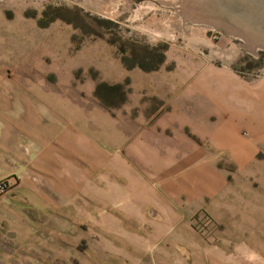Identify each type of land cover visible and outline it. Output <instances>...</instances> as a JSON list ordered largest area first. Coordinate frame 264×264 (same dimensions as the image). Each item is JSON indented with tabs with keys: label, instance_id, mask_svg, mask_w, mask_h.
Returning <instances> with one entry per match:
<instances>
[{
	"label": "rangeland",
	"instance_id": "1",
	"mask_svg": "<svg viewBox=\"0 0 264 264\" xmlns=\"http://www.w3.org/2000/svg\"><path fill=\"white\" fill-rule=\"evenodd\" d=\"M194 4L0 0V181L10 185L0 194V213L9 210L6 199L18 195L2 168L6 146L32 147L17 119L46 110L86 122L96 137L105 131L112 138L125 136L126 151L115 148L118 142L103 141L112 149L102 168L111 182L108 198L124 197L123 186L138 191V179L124 178L125 167L145 181L170 167L169 158L152 156L158 139L200 150L204 160L198 164L191 150L189 167L175 179L200 188L202 200L216 205L218 220L201 210L192 225L207 235L218 223L225 232L217 240L264 257V49L248 48L241 36L193 20L188 11ZM175 164L171 173L181 167ZM159 223L170 229L164 239L185 243L176 237L189 223L184 216ZM0 224V264H14L8 258L15 253L2 252L12 236L7 223ZM209 243L208 251H215Z\"/></svg>",
	"mask_w": 264,
	"mask_h": 264
},
{
	"label": "crops",
	"instance_id": "2",
	"mask_svg": "<svg viewBox=\"0 0 264 264\" xmlns=\"http://www.w3.org/2000/svg\"><path fill=\"white\" fill-rule=\"evenodd\" d=\"M37 114L17 119L32 147L16 150L8 143L6 161H2L3 171L14 181L12 191L18 194L6 199L9 210L0 213L7 235L12 236L2 252L15 253L8 260L16 264H247L238 246L217 240L225 232L218 223L207 235L192 225L201 210L203 216L218 220L213 211L216 205L202 200L200 188L178 184L175 179L189 167L186 158L191 150L198 153V164L204 160L200 150L185 142L158 139L152 144V156L169 158L170 167L178 162L177 172L167 167L155 181H145L127 174L125 167L124 178L138 179V191L123 186L119 188L125 191L124 197L108 198L105 190L109 191L111 182L105 180L102 168L111 159L112 149L103 141L118 142L115 148L126 151L125 136L112 138L105 131L96 137L98 131L78 118L69 121L46 110ZM7 115L15 124L16 118ZM139 139L143 140L138 138V159L143 156ZM180 215L189 221L176 235L185 243L169 242L164 237L170 229L159 222ZM138 221L146 223L138 225ZM208 242L215 251H208Z\"/></svg>",
	"mask_w": 264,
	"mask_h": 264
},
{
	"label": "water",
	"instance_id": "3",
	"mask_svg": "<svg viewBox=\"0 0 264 264\" xmlns=\"http://www.w3.org/2000/svg\"><path fill=\"white\" fill-rule=\"evenodd\" d=\"M193 1L200 6L203 22L235 33L253 47L264 49V0Z\"/></svg>",
	"mask_w": 264,
	"mask_h": 264
},
{
	"label": "clouds",
	"instance_id": "4",
	"mask_svg": "<svg viewBox=\"0 0 264 264\" xmlns=\"http://www.w3.org/2000/svg\"><path fill=\"white\" fill-rule=\"evenodd\" d=\"M243 256L247 264H264V257H261L256 251L248 249L246 246L242 249H237Z\"/></svg>",
	"mask_w": 264,
	"mask_h": 264
},
{
	"label": "bare ground",
	"instance_id": "5",
	"mask_svg": "<svg viewBox=\"0 0 264 264\" xmlns=\"http://www.w3.org/2000/svg\"><path fill=\"white\" fill-rule=\"evenodd\" d=\"M185 1H187V0H185ZM188 2H191V4L193 3V1L192 0H188ZM187 4V3H186ZM188 6H190L189 4H188ZM191 7H193V9H192V11H188L189 12V15L191 16V18L193 19V20H195V21H201L202 20V18H203V15H202V12H201V9H200V7H198V4L197 5H192ZM190 16H188V17H190ZM190 18V19H191ZM231 30V29H230ZM246 44V47H248V48H252V49H255V47H253L252 45H250L249 43H247V42H245Z\"/></svg>",
	"mask_w": 264,
	"mask_h": 264
},
{
	"label": "built area",
	"instance_id": "6",
	"mask_svg": "<svg viewBox=\"0 0 264 264\" xmlns=\"http://www.w3.org/2000/svg\"><path fill=\"white\" fill-rule=\"evenodd\" d=\"M10 185L7 181H0V194H5L8 192Z\"/></svg>",
	"mask_w": 264,
	"mask_h": 264
}]
</instances>
